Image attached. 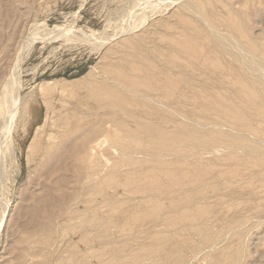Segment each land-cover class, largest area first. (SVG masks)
I'll return each mask as SVG.
<instances>
[{"label": "rangeland", "instance_id": "rangeland-1", "mask_svg": "<svg viewBox=\"0 0 264 264\" xmlns=\"http://www.w3.org/2000/svg\"><path fill=\"white\" fill-rule=\"evenodd\" d=\"M183 2L0 0V100L10 97L7 86L15 74L19 88L12 83L10 86L19 89L16 103L26 110L25 117L18 115L16 119L12 133L15 146L12 155H7L9 162L5 159L8 162L5 174L0 170V264H213L215 261L233 264L229 258L238 246L237 235L231 247L222 253L213 251L205 258L199 253L194 257L188 247L181 251L177 263L179 255L173 254L176 250L173 244L182 240V249L193 241L202 246L201 236H190L186 230L185 236L175 239L170 234L165 238L159 216L164 208L160 200L164 194L159 189L160 155L150 153L158 150L161 137L178 138L184 129H200V125L210 122L234 129L236 126L227 123L223 114L202 108L201 102L221 100L241 105L250 98L232 88L240 81L241 85H247L251 78L242 67L240 75L235 60L206 36V27L197 15L187 13L184 20L178 19ZM204 4L220 31L233 30V24L240 23L243 38L264 46V0H205ZM140 18L144 26L125 32ZM138 35H144L145 40L137 41ZM125 37L131 43L123 51L116 50ZM187 40L193 41V49L181 47ZM134 60L138 61L137 70L130 69ZM167 60L175 65L170 64L169 68ZM143 68L148 73L143 83L149 94L163 104L173 103L172 109L157 107L128 93L125 111H119L116 107L119 102L101 88L104 85L117 89L122 70L141 74L139 69ZM223 69L228 75L208 80L214 88L208 92L198 88L191 91L190 86L200 83L209 72L219 73ZM90 71L86 83H75ZM50 80L57 83L56 88L43 94L40 86ZM169 83L179 86L181 92L177 96L166 91ZM10 86L8 89L14 91ZM259 90L264 95V88L251 93H261ZM50 116L58 123L70 122L71 137L98 123L99 130L93 136L100 141L102 163L97 188L91 187L87 175L91 159L76 144L70 148L73 150L70 157L62 156L52 162L51 174H47L51 180L46 186L40 184L35 160L38 150L29 158L26 146L35 128L51 120ZM108 120L127 136L124 140H117L118 134L109 137L103 134ZM132 130L136 131L135 141L128 137ZM205 156V161L214 162L213 155ZM226 176L236 180L210 191L214 195L210 204L186 215L172 214L171 219L186 224L188 215L214 211L218 216L211 229L214 232L224 228L231 216H250L257 210L254 206L258 203L262 206L264 199L251 202L244 194L249 189L241 180V160ZM258 191L263 196L264 186ZM197 194L203 196L208 192L200 188L182 197L195 199ZM262 235L264 223L251 235L250 250L255 254L248 258V264H264V242L256 245L257 237ZM165 239L168 248L162 250Z\"/></svg>", "mask_w": 264, "mask_h": 264}, {"label": "bare ground", "instance_id": "bare-ground-1", "mask_svg": "<svg viewBox=\"0 0 264 264\" xmlns=\"http://www.w3.org/2000/svg\"><path fill=\"white\" fill-rule=\"evenodd\" d=\"M204 1L205 0H185V2L181 3L182 11L178 14V19L184 20L187 13H194L197 15L198 19L206 27V36L212 38L221 50L229 54L235 60V65L240 70V75L242 67L244 72L251 78V82L247 85H241L240 81L232 88L233 91L241 95H249L250 98L245 100L244 104L241 105L231 102L227 103L221 100H204L201 102L200 105L202 108L216 109L219 113L223 114V119L227 123L236 126L234 129L233 127L225 129L221 124L216 123L215 125L210 122L207 125H200V129L186 128L181 132L178 138L173 136L161 137L158 143L159 146L156 148L158 150L150 153L152 155H160L158 161L162 187L159 189L160 192L164 194L160 199L164 208L160 210V215H158L161 218L162 225L165 227V230L163 229L165 238L170 234L173 235V237L175 236V239L176 236H185L186 230H189L190 236H196V234L201 236L202 246L196 245L193 241L186 244V247L182 249L180 247L183 244L182 240H178L173 244L176 248L173 254L179 255V257L175 259L177 263L180 261L181 251H184L188 247L191 248L190 250L194 257L199 253L202 254V258H205V256L213 251H217V254L222 253L231 247L232 239L237 235L239 238L238 246L234 249L232 256L229 258V262L233 264H248V258L254 257L255 254L250 250L251 235L255 228H259V226L264 223V203H261L262 206L256 203L257 206L254 207L257 210L250 215L251 217L246 215L231 216V218L226 220L227 223L224 228L214 232L211 229L218 220L217 213L214 211L188 215L189 224H182L178 219H171L172 214L180 216L182 214L186 215V213L193 211L195 208L210 204L211 198L214 197V195L210 194V191H214L220 184H228L236 180L235 178L225 177V173L237 164V160H241V180L249 189L246 190L244 194L248 196L251 202L264 199V195L261 196V192L258 191L259 187L264 186V95L261 92L262 90H259L261 93H251L252 90H257V88H264V46L253 43L250 38H243L241 36L242 27L240 23H234L233 30L220 31L212 22V13L205 7ZM142 6L140 5L139 7ZM143 24L144 20L140 18L134 22L131 27H128L125 32H133V30H136L138 26ZM134 33L136 32L134 31ZM128 35L129 33L126 36ZM135 38L140 42L145 40L144 35H138L135 36ZM128 43H131L130 39L127 37L123 38L116 50L123 51L122 48L126 47ZM183 46L193 49L194 43L192 40H187L181 44V47ZM172 57L175 58V56ZM178 60H180V58ZM167 62L170 68V64H173V61L167 60ZM131 64V70L138 69V61L134 60ZM146 70V68L139 69L141 74H128L126 70H122L120 74H118V79L121 82L118 84L117 89L112 87H110L112 88L110 89L104 85L101 86L103 90L108 91V96H111L115 101L120 103L116 105L119 111H125V103L127 102L126 94L128 93L138 98L146 99L157 107L166 109H172L174 107L173 103L171 105L163 104V102L154 95L149 94L143 83V80L148 78ZM90 74L91 71L76 79L77 81L75 83H86V78ZM215 74H218V77H215ZM226 75H228V72L225 69L220 70L219 73L212 70L211 73L209 72V76L205 77L198 84H192L190 89L192 92L197 88L204 92H208L209 89L215 87V85L208 83V80L213 81ZM12 77H14V79L12 78L13 81L11 80V82H8V85L10 86L12 83L15 85V88H19L17 87L19 83H16L15 74ZM131 78L132 81H128ZM113 82L111 84H113ZM56 85L57 83L55 84L51 80L45 81L40 86V90L45 94L49 89H55ZM9 86H7L8 93H6L7 95L10 94V97L7 98L4 96L3 100H0V170H2V174H5V163L9 162V160L6 159L7 155H12L15 146L12 133L13 130L16 129V119L18 115L25 117L26 114L24 107L16 103L19 89H15L11 85V89L14 88L15 90L10 91ZM153 90L155 89L153 88ZM166 91L176 96L181 92L179 86H176L175 83L166 85ZM19 101L21 100L19 99ZM46 103L50 106L48 100ZM253 105H259V107L252 109L251 106ZM131 116L138 118L133 114H131ZM55 120V117L52 116L51 120H46L44 124L38 125L26 146L27 156L29 158L38 150V155L35 157V160L36 170L39 172L40 184L46 186V183L51 180V175L48 176L47 174H51L52 162H55L62 156L70 157L71 151L73 152L70 148L73 144H76L75 146L80 148L81 153L87 155L88 158L91 159V171L87 175L90 182L89 184L92 185L91 187L97 188L99 184V175L102 170V163L99 160L100 153L98 150L100 141L98 138H93V136L99 130L98 123L92 124L83 134L77 137H71L69 135L71 123H64L61 121V123H58ZM110 122L111 120H108L104 123L105 127L103 134L107 137L118 134L116 139L120 141L124 140L127 136H123L119 133ZM214 125L218 127H214ZM203 129H206V131H203ZM128 137H130L131 141H135V137H137L136 131H130ZM206 154L213 155L214 162L205 161L207 158V156H205ZM5 159L8 162H6ZM200 174H206L208 177L199 178ZM194 176L196 177L193 178ZM200 188L206 190L208 194L203 196L197 194L198 196L195 199L189 198L188 196L182 197L187 192H193ZM93 196L96 197L94 194ZM152 197L150 199L153 200ZM223 197H225V195H222V198ZM249 207L251 206L249 205ZM248 218H251V221ZM100 235H102V233ZM257 239L258 242L256 245H260L261 242H264V235L257 237ZM167 248L168 239H165L161 244V249L167 250ZM217 254H215V256H217ZM259 260L261 259H258V261ZM217 263L218 261L213 262V264Z\"/></svg>", "mask_w": 264, "mask_h": 264}]
</instances>
